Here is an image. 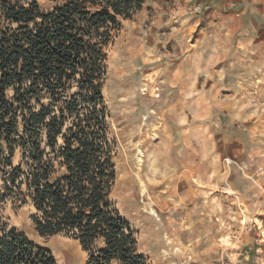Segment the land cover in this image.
<instances>
[{
    "label": "rangeland",
    "instance_id": "374dc122",
    "mask_svg": "<svg viewBox=\"0 0 264 264\" xmlns=\"http://www.w3.org/2000/svg\"><path fill=\"white\" fill-rule=\"evenodd\" d=\"M119 24L102 80L110 199L138 253L148 264H264V0H143ZM32 213L8 203L1 215L56 264H86L72 238L39 237Z\"/></svg>",
    "mask_w": 264,
    "mask_h": 264
},
{
    "label": "trees",
    "instance_id": "16d2710c",
    "mask_svg": "<svg viewBox=\"0 0 264 264\" xmlns=\"http://www.w3.org/2000/svg\"><path fill=\"white\" fill-rule=\"evenodd\" d=\"M46 1L0 0V264H56L8 227V203L32 207L39 237L77 241L86 264H148L110 199L102 94L105 49L143 0Z\"/></svg>",
    "mask_w": 264,
    "mask_h": 264
},
{
    "label": "bare ground",
    "instance_id": "6f19581e",
    "mask_svg": "<svg viewBox=\"0 0 264 264\" xmlns=\"http://www.w3.org/2000/svg\"><path fill=\"white\" fill-rule=\"evenodd\" d=\"M143 158H144V154L141 152V151H139L138 152V155H137V166L138 167H142V164H143ZM152 171V170H151ZM157 173V172H156ZM144 176V175H143ZM152 177V176H151ZM151 179V178H150ZM152 180V179H151ZM155 180V179H154ZM174 195V194H173ZM141 196H144V192H143V194L141 195ZM151 214H153L154 215V211H152L151 212ZM143 215V214H142Z\"/></svg>",
    "mask_w": 264,
    "mask_h": 264
}]
</instances>
